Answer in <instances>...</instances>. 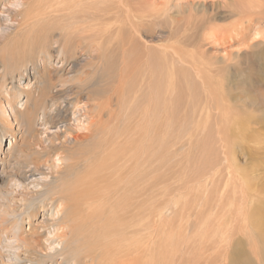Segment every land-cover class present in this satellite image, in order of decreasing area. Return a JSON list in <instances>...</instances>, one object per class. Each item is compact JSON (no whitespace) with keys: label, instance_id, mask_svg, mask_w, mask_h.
Returning a JSON list of instances; mask_svg holds the SVG:
<instances>
[{"label":"rangeland","instance_id":"1","mask_svg":"<svg viewBox=\"0 0 264 264\" xmlns=\"http://www.w3.org/2000/svg\"><path fill=\"white\" fill-rule=\"evenodd\" d=\"M46 2L0 0V71L6 77L0 81V99L9 89L20 95L32 83L36 92L87 103L93 118L90 137L61 162L63 172L55 183L61 193L74 191V201L80 200L76 195L88 175L97 185L105 178L124 187L117 208L103 205L120 214L116 228L122 245L115 247L118 254L95 250L104 238L98 227L112 217L107 211L106 217H88L92 205L93 212L102 207L94 196L86 206L83 200L65 202L66 211L58 216L62 223L67 220L64 231L52 222L58 218L49 202L44 228L41 212L28 219L33 209L19 206L16 212L7 210V219L16 220L21 237L37 230L42 243L29 251L12 240L13 247L5 248L7 238L1 235L2 264H113L117 256L121 259L114 264H262L255 249H261L264 260V10L248 12L240 4L233 11V4H225L197 13L159 5L149 13L156 17L153 22L137 25L146 40L142 44L125 30L110 39L103 36L101 30L117 24L113 17L101 20L108 19L101 9L68 5L67 10L63 0ZM256 22L263 35L252 38ZM206 43L228 53H214ZM132 46L137 49L130 51ZM168 48L177 57L160 53ZM9 55L18 63L13 65ZM126 66L129 71L121 72ZM23 100L16 101L18 108ZM0 134L2 155L10 138L3 128ZM62 231L67 236L59 240L55 234ZM228 249L234 258L226 261Z\"/></svg>","mask_w":264,"mask_h":264},{"label":"bare ground","instance_id":"2","mask_svg":"<svg viewBox=\"0 0 264 264\" xmlns=\"http://www.w3.org/2000/svg\"><path fill=\"white\" fill-rule=\"evenodd\" d=\"M48 1L49 0H47V2ZM258 1L261 4L259 2L257 3V0H250V1L247 0L245 5H242L244 2L243 1L241 2V0H217V1L216 0H148L147 2H145L143 0H63L62 3L67 8V10H70L67 7L68 5L74 7L75 9H76V7L79 8V7H84V6H89L92 8L101 9L104 12V15L108 18V19H102L101 18V20H111V18L113 17L114 19H112L111 21L113 23L117 24V26L112 25V26H109L108 28L104 29L103 31L101 30L102 35L108 39H110L114 33L120 34V31L122 32L125 30V31L130 32V38H132L134 41H137L140 43H142V42L146 43V40L143 37L144 35H142L140 33L142 29L140 28V30H138L137 25L139 26L140 24L143 25L144 23H147V22L148 23L153 22V20H155L156 17L149 15V13H151L154 10V8L158 7L159 5H161L162 7H165V9L167 6L168 7L173 6L172 9H174V7H179L182 10H183V8H185L184 11L190 10L191 12L195 11L197 13H200L201 11H209V9L212 11V10H214V8L217 5H225L226 4V5L230 6L233 4L234 5V6H232L233 11H235L237 8L241 7V5H242V7L246 11L249 12V11H252V8L256 9V7H257V9H262V2L260 0H258ZM47 2H46V5H47ZM51 2H52V0H50V2H48V5H50ZM166 3H169V4L166 5ZM58 4L59 3H57V5H52V7L55 6L54 8H56V6H58ZM263 4H264V2H263ZM63 5L60 4L59 6L61 7ZM44 9L46 12V9H48V8H44ZM172 9L168 10L167 12H169V14L171 13V11H172V13H175V11H173ZM262 10H264V9H262ZM47 11H49V12H46V13L50 14L51 13L50 11H52V10H47ZM133 11H135L136 14H134ZM254 11H258V10H254ZM31 12H32V10L30 11V13ZM57 12L58 11H56V13ZM154 12H157V11L154 10ZM26 13L28 14V12H26ZM197 13H195V14H197ZM158 14H159V12H158ZM36 15H38V13H36ZM154 15H156V13H154ZM24 17L26 18V15ZM28 17H30V16H28ZM32 17H33L32 20H34L35 19L34 16H32ZM91 18H92V20H94L93 16ZM119 19L123 23L121 26L119 23ZM256 20H257V18H256ZM142 22H144V23H142ZM22 23L23 22H21L19 25H21ZM34 24H35V22H34ZM252 26H253V29L251 28ZM251 27L250 28L252 30V35H251L252 38L253 37H255V38L259 37L260 34L263 32L262 27L259 24L258 25L255 24V26L252 24ZM194 28L199 29V31H200L201 27L196 25ZM234 28H235V26H234ZM237 28L241 29V27H237ZM213 31L215 32V30H213ZM244 31H246V30L244 29ZM185 32H187V30ZM171 33H173V31ZM261 35H263V33ZM29 36L31 37L30 34H29ZM117 37H119V36H117ZM203 39H205V38L203 37ZM206 39H209V38L207 37ZM32 40H33V38H32ZM117 42H119V41H117ZM205 45L208 48H210V44L206 43ZM133 47H136V46H132L130 51L134 49ZM145 47H146V45L144 46V48ZM60 48H62V49H59V50L65 49L63 46L62 47L60 46ZM48 49H50V48H48ZM70 49H72V48H70ZM135 49H137V47ZM210 50H212L214 53H217V54L218 53L221 54L223 52L228 53L226 48L212 47V48H210ZM127 51H128V49H127ZM40 52H41V50H40ZM45 52H46V50L44 51V53ZM120 52H118V54ZM8 53H10V52H8ZM46 53H48V52H46ZM61 53H62V51L59 52V54H61ZM125 53H127V52L125 51ZM160 53L163 56H166V55H170V56L175 55L176 56V55H178L177 51L174 48H168L165 50H161ZM10 54H12V53H10ZM121 55H123V53L120 54V57H122ZM127 55H129V53ZM49 56L50 55H48L47 57L50 59ZM124 56H126V55H124ZM8 57L10 58L11 55H9ZM38 57H40L39 53H38ZM117 57H119V56H117ZM123 57H122V59L126 60V58L125 57L123 58ZM13 59L10 58L11 63L13 62V65L15 62L18 63V61H13ZM3 60H5V59H3ZM123 60H122V63H123ZM42 62H43V64H42V68H43V67H45L46 62H44V61H42ZM119 62H121V61H119ZM125 62L126 61H124L123 64H125ZM19 63H21V62H19ZM123 64H121V65L123 66ZM121 65L119 64L120 67H121ZM125 65L123 67H125ZM145 65H147V64H145ZM10 66H12V64ZM16 66L18 67V65H16ZM21 66L22 65H20V67ZM128 66L131 67L129 64H128ZM128 66H126L127 70H121V72H124V71L128 72L129 71ZM4 67H6V66H4ZM20 67H18V68L21 69ZM35 68H37V66ZM7 69H9V65H8ZM11 69H12V67H10L9 70H11ZM113 69L114 68H112V70ZM115 69H116V72L118 73L119 70L117 71L116 65H115ZM136 69H138V68H136ZM9 70H6V71L10 72ZM13 70H14V67H13ZM16 71H18V70H16ZM21 71H22V69H21ZM7 72H6V74L8 75ZM104 72H105V70H104ZM132 72H130V73H132ZM111 73H112V71H111ZM11 74L12 73H10V75ZM104 74H106V72ZM35 75H33V77ZM116 75H119L118 76V80H119V77H121V75L120 74H116ZM127 75H130V74L127 73ZM3 78H6L5 77V71L1 70L0 71V81L1 82L3 80L4 81L6 80ZM121 80H123V78L122 79L120 78V81ZM124 84H125V81H124ZM31 85H32V83L31 84L26 83V85L23 88L24 90L22 89L20 95L19 94L17 95L16 93H14L13 90L11 91V89H9L8 93H6V95L3 96V98H2L3 101L0 99L1 100V102H0V128H3L4 132H7V135L10 138V141L8 142V146H7V152L0 155V243L4 242L3 237L1 236V235H3L5 238H7V240H6L7 242H4L5 248H12L13 246H12L11 241L13 240L14 243L24 245L23 247H26V245H27L28 248H26V249H29V251L30 250L34 251V250L40 248L41 243H42L41 242L42 236L40 235L39 232H37V230H34V231H31L28 236L21 237L19 234V229H18V225L16 223V220L12 219V221H10L9 219H7V217H8L7 210H9L8 212H11V211L16 212V207H19V206H23L27 210L29 208H32L33 210L29 213L28 219L30 218V216L31 217L38 216L41 212L42 216L41 215L40 216L43 219L41 225H42V228H44V227H47L48 222H49L48 220H45L46 218L44 215L45 214L44 212L46 211V209H45L46 208V202H49V204L51 205L50 207H52L54 209V212H55L54 215H56L57 218H58V216H60L62 211H64V212L66 211L65 210L66 209V204H65L66 201H69V202L72 201L73 202L72 204H76L75 202H80V200H83V204L86 206L88 204V202L90 201L91 196H94L95 200L98 203V206L100 205L103 207V205L105 204L106 207L109 205L110 208L113 209V207L117 208L116 206L123 202L122 196L124 194L123 193L124 187H121L117 183L111 184V182L109 180H106L105 178L101 184L97 185V184H95L96 182L94 181L95 175L92 176V177H94L93 179L90 178V176L88 175L86 177L84 176L85 178L82 179L84 186L80 188L81 190L78 191V194L76 195L80 198V200H78V201L70 200V198L73 196L74 191L71 192L69 190V191H64L63 193L58 191L57 184L55 182H56V179L59 177V175L63 172L61 162H63V160L66 157H69V158L72 157V154L75 156V154L77 153L76 149L79 150L80 145L89 139L90 127H91V125H93V118L91 116V112H89V109L87 107V103H85L81 100H76L77 98L74 100L73 97L70 99L69 98L68 99H66V98H63V99L60 98L59 99L57 96L48 95L47 93H45L43 91L42 92H39V91L36 92L37 88L35 86H31ZM1 88H2V86H1ZM61 93H63V91H61ZM61 93H60V95H61ZM23 96L25 98V101L23 100L24 102H22V104L18 108L16 106L17 105L16 101ZM62 97H68V95H64ZM58 101H60V102H58ZM57 102H58V104H57ZM31 103L33 104L32 105L33 108H30ZM47 103L51 104V105L49 104L50 105L49 108H48ZM36 111H39V114L41 113V118H39V115L37 113H35ZM39 120H40L39 124L36 123ZM17 133H20L21 136L18 137ZM1 139H2V135L0 134V145H1ZM88 158H89V156H88ZM101 168H103V167H101ZM100 180H101V178H100ZM93 187H94V189L95 188H97V189L93 190ZM134 190L131 189V198H130L131 199L130 205L133 206V208L135 207V203L137 202V201L135 202L136 199L133 198L135 195ZM99 199L102 201H98ZM12 202H14V203H12ZM92 202H94V201H92ZM6 203H8V205ZM112 203H113V205H112ZM93 206L94 205H92L90 207V209L92 208L91 210H93ZM102 207L101 208L98 207L99 209L97 208L98 210L96 209L95 212L88 209V212H89L88 217H91V219L93 218V215L97 219H99L100 217H106V215H104V211H107V216L112 217L110 220L111 221L110 223H107L105 225H100L98 227L99 229L101 228V232H102L101 235L104 238L101 237V239L99 240L97 249H95V250H97L98 252H100L102 250H107L106 251L108 253L107 255L118 254L117 249L115 247L118 246V244H119L118 240H120L121 238L118 239V237H117V236H119L117 234V231L119 230V228H118V230L116 228V225H117L116 219L119 218L120 214L118 215V214H116V212H114L112 210H107L108 208L106 209L105 207H103V208ZM130 210H132V209H130ZM90 213H93V215ZM62 218L61 219L58 218V219H56V221L52 220V222L55 223L59 229L63 230V229H66V227H67L66 226L67 220H64V222L62 223V220H63ZM119 219H118V221H119ZM93 225H97V224L93 223ZM63 231L60 234L54 233L55 236L59 240H61V239L64 240V238H66V236H67L66 231L64 233H63ZM59 232H60V230H59ZM68 233H70V236L72 235L71 229L69 230ZM98 235H100V233ZM73 237H74V235H73ZM116 238H117V240H116ZM169 241L170 240L167 238V240L165 242L166 249L170 248ZM120 244H121V242H120ZM120 244H119V246H120ZM68 247H69V245H68ZM251 249H253V248H250V250ZM250 250H249V252H250ZM259 250H261V249H259ZM259 250H257V247H256L255 253L258 251L256 255L259 254L257 261L264 264V260L262 259V253L263 252L261 251V253H260ZM118 251H119V249H118ZM121 251H120V253H121ZM167 253L170 254L169 251ZM226 253H228V251ZM115 256H117V255H115ZM226 256H228V255H226ZM2 257L3 256L0 254V264H2V260H1ZM111 257H112V255H111ZM228 257L229 258H226L227 259L226 261H228V259H230V260L233 259L234 258V252L232 251ZM115 258L117 261L121 259L119 256H117ZM111 260H110V262H112ZM116 260H114V262H117ZM248 260H251V259L250 258L247 259V263H248ZM6 262L10 263L11 260L6 259ZM114 262H113V264H114ZM252 263L253 262H251V264ZM255 263H257V262H255Z\"/></svg>","mask_w":264,"mask_h":264}]
</instances>
